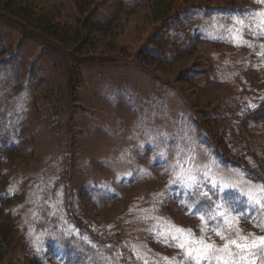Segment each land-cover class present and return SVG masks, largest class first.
I'll list each match as a JSON object with an SVG mask.
<instances>
[{
	"label": "rangeland",
	"instance_id": "rangeland-1",
	"mask_svg": "<svg viewBox=\"0 0 264 264\" xmlns=\"http://www.w3.org/2000/svg\"><path fill=\"white\" fill-rule=\"evenodd\" d=\"M34 2L59 23L75 27L90 19L104 28L91 35L84 58L68 65L0 15V222L13 226L0 244V264H180L184 253L166 246L176 241L157 235L167 229L164 221L222 246L214 231H203L198 215H189L191 208L185 210L188 195L169 186L173 168L176 174L208 171L230 185L226 194L243 212L230 238L237 239V229L249 240L264 235V208L249 207L240 195L249 181L263 184L250 172H258L264 154L236 151L228 129L264 107V34L249 35L236 23L242 19L259 31L255 25L264 18L244 13L264 12V4ZM238 29L248 46L239 45ZM70 87L68 102L63 93ZM259 118L258 130L264 115ZM7 126L11 137L3 146ZM83 227L105 238L94 242ZM260 256L264 260V250Z\"/></svg>",
	"mask_w": 264,
	"mask_h": 264
},
{
	"label": "snow or ice",
	"instance_id": "snow-or-ice-1",
	"mask_svg": "<svg viewBox=\"0 0 264 264\" xmlns=\"http://www.w3.org/2000/svg\"><path fill=\"white\" fill-rule=\"evenodd\" d=\"M258 2L264 4V0H258ZM244 14L264 18V12L254 13L252 10H245ZM236 23L242 27H247L249 29L247 34L249 35L258 37L264 34V19L255 25L259 29L257 32H252V26L246 25L242 19H237ZM244 34L241 30H236V39L240 46H248L242 39ZM189 162L191 163V160ZM249 183V190L242 192L241 198L246 197V203L249 207L264 208V184L256 187L254 182L249 181ZM173 184L188 195V199L182 202L183 206L186 211L191 208L189 215L199 216L203 231L207 232L210 229L215 232L220 240L224 241L222 246H217L211 237L201 235L197 238L191 229L185 230L170 221H164L167 229L162 233H157V235L163 236L164 239L170 238L176 241V244L166 246L178 247L184 253V260L180 264H202V262L212 264L213 261L215 264H257L258 261L264 264V260L260 256L261 251L264 250V235L249 240L248 237L242 236L237 229V239L229 237L233 221L238 224L239 217L243 215V212L237 207L239 200L231 199L226 194L230 187L229 184L221 185L208 171L200 174L198 169L194 168H181L179 174H176V170L173 168V177L169 186L171 187ZM217 193L219 194L217 195ZM148 218L163 220L160 217ZM255 226L260 227L259 224ZM260 230L264 232V227H260ZM234 249H239V251ZM164 259L167 260L168 258L165 257ZM172 259L175 260V258Z\"/></svg>",
	"mask_w": 264,
	"mask_h": 264
},
{
	"label": "trees",
	"instance_id": "trees-1",
	"mask_svg": "<svg viewBox=\"0 0 264 264\" xmlns=\"http://www.w3.org/2000/svg\"><path fill=\"white\" fill-rule=\"evenodd\" d=\"M34 1L35 0H0V15L8 20L9 25L15 23L23 28L25 32L23 36L40 39L46 48L54 51L61 60H66L68 65L70 62L76 61L77 58H84L82 56H85L87 51L89 52V49H91L90 45H93V38H90L91 35L97 32L102 34V29L104 28L102 25L104 24H96L90 19H87L83 24L80 23L79 25H75V27L71 24H62L56 21L50 12H47L42 8L38 9V5L36 6V2ZM78 12L83 14L84 10L78 9ZM83 34H85V36ZM92 57L95 60H104L101 58L102 56L98 54H92L90 58ZM11 68L12 66H10L8 70L10 71ZM67 68L66 78H68L70 72L69 68ZM74 85L75 83L71 86ZM65 90L63 98L65 101L71 102L73 100V87ZM61 111L62 108L60 106L53 108V112L57 115L60 114ZM258 111L262 112L259 113ZM260 114L264 115V107L255 110V112L251 114H246L239 125L236 126L235 124H231L228 126V129L231 130L232 133L233 138L231 139L234 142L233 147L236 151H246L257 157L260 152H263L264 154V128L259 130L255 128V126H257V124L263 119V117L262 119L259 118ZM2 117H4V115H2ZM191 117L197 124H202L194 113ZM3 125L4 123L0 127ZM9 127L10 126H7L8 129H4L5 133H3L2 141L3 146H6V144L10 142L11 136L8 131H11V129H9ZM206 136L208 141L216 148V152L221 156H224V153L218 147L214 138L209 134H206ZM230 160L232 162V159ZM258 165V172H249L253 174L257 180L264 184V160H259ZM38 211L40 212V208ZM68 213H71L70 209L68 210ZM82 231H84V233L94 242H99L101 241L100 239L103 237L105 238L104 235L96 234V232L94 233L91 229L86 227H83ZM12 232V225H4L0 222V244L7 242L6 240L9 237V233L12 234ZM104 246L109 248L110 243H105ZM26 263L38 264L35 260H26Z\"/></svg>",
	"mask_w": 264,
	"mask_h": 264
}]
</instances>
